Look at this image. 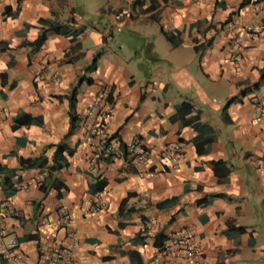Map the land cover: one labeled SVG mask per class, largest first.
<instances>
[{
	"label": "crops",
	"instance_id": "0c3cea01",
	"mask_svg": "<svg viewBox=\"0 0 264 264\" xmlns=\"http://www.w3.org/2000/svg\"><path fill=\"white\" fill-rule=\"evenodd\" d=\"M134 1L0 0V230L18 259L0 245V264H40L56 248L76 264H264V0ZM38 19L85 29L74 41L49 33L32 52L23 42ZM245 25L259 30L238 37ZM72 89L79 124L69 131ZM100 92L107 117L95 114L88 138L86 106ZM177 105L198 110L196 123L172 120ZM93 199L104 203L95 212ZM186 230L193 257L164 247Z\"/></svg>",
	"mask_w": 264,
	"mask_h": 264
},
{
	"label": "trees",
	"instance_id": "16d2710c",
	"mask_svg": "<svg viewBox=\"0 0 264 264\" xmlns=\"http://www.w3.org/2000/svg\"><path fill=\"white\" fill-rule=\"evenodd\" d=\"M138 0H135L134 2L136 3ZM153 4L154 0H150ZM154 6V5H153ZM156 21V19H155ZM38 23L42 26L39 30V33L37 35V37L35 38V40H33L32 42H23V45L28 46L30 51H36L39 49V47L43 44V42L45 41L47 35L49 33H54V34H61L64 36H68L70 37L71 41H74L75 39H77V37L79 35L82 34V32L84 31L85 27L84 26H79L77 28H73L70 27L67 23H58L56 21H52L49 19H38ZM162 34L164 35V37L167 39V41L170 43V45L172 47L176 46L177 40L176 37L171 38V36L173 35V32H165L162 31ZM104 40V37H103ZM79 48V44L78 43H73L69 46L68 50L65 53H68V51H74L76 49ZM100 52H96L93 57L92 60L90 61V63L85 67V71L86 72H91L95 69V63H96V59L98 57ZM80 80H83V76L79 78ZM87 83L91 82V79L89 77L85 78ZM253 88H257L258 83H254ZM75 93H76V89H72L69 94L66 96L67 100H68V116H69V128L68 130H74L78 124H79V118L75 113ZM232 100V98L228 99L226 101V103H229ZM198 114L199 111L196 110L195 108H193L191 105H177L175 107V112L172 115L171 119L172 120H179V122L181 123V125H190V124H195L198 118ZM31 122L33 120H30ZM35 123H39L38 119L35 120ZM197 129L198 131H200L201 133H203V131L206 130V140H209L211 137V133H209L211 131V129L205 125L199 124L197 125ZM205 138V136L203 137ZM107 142V139H106ZM120 148L122 150V154L123 156L126 155V149H125V145L123 143H120ZM62 149H64L63 145L58 144L56 146V151L53 157V166L51 168L56 169V168H60L62 166V162L57 158L59 151H61ZM70 152V150H69ZM41 157H37V158H33V159H29L26 161L25 164H23L24 167H37L40 163ZM218 163H215V165ZM6 174L3 175L2 177V181H1V185L4 191H8L11 192L12 189V184H11V175L12 172L10 170H6L5 171ZM100 188V183L95 182L92 185V190H97ZM5 192V193H6ZM57 197L59 196V194L57 193L56 195ZM167 202V201H165ZM164 205V203H163ZM121 211V208L118 209V212ZM16 241V240H15ZM161 242V241H160Z\"/></svg>",
	"mask_w": 264,
	"mask_h": 264
},
{
	"label": "built area",
	"instance_id": "2783aa9c",
	"mask_svg": "<svg viewBox=\"0 0 264 264\" xmlns=\"http://www.w3.org/2000/svg\"><path fill=\"white\" fill-rule=\"evenodd\" d=\"M259 30V28L255 29L250 25H245L240 28L237 36H241L243 34H247L249 36H254V34ZM107 95L106 92H100L94 96L93 100L86 106L85 114H84V134L88 138L95 137V134L100 129V125L98 123L93 122V117L95 114L100 115L101 117H107V112L104 108H100L102 106V101L104 97ZM92 143V142H91ZM106 146V145H105ZM128 152L130 156L134 159L135 163H142L145 159L144 152L142 147L139 145L137 140H132L127 146ZM110 147H103L100 152V157L106 158L110 154ZM180 148L178 145L173 147V151H179ZM168 158L170 155H167ZM174 159V158H173ZM104 206L102 200L93 199L91 205V211L95 212L97 208H101ZM5 208V204L2 200H0V214L1 211ZM60 221L63 224H67L69 221V217L67 215L62 214L60 217ZM3 232L0 230V245H1V255L7 261H15L17 262V258L14 255V248L16 246V242L13 238H8L5 242L2 241ZM75 245V242H72L71 247ZM171 246H177L180 248L186 257H193L197 251L196 246L193 242L192 235L189 231H182L179 235L170 236L168 241L164 244L165 248H170ZM70 248V247H69ZM65 253L67 255L70 254L69 251L53 249L51 255L48 257L40 256L39 262L40 264H76L75 262H70L68 259L64 258Z\"/></svg>",
	"mask_w": 264,
	"mask_h": 264
},
{
	"label": "rangeland",
	"instance_id": "374dc122",
	"mask_svg": "<svg viewBox=\"0 0 264 264\" xmlns=\"http://www.w3.org/2000/svg\"><path fill=\"white\" fill-rule=\"evenodd\" d=\"M135 43L137 42V40L134 41Z\"/></svg>",
	"mask_w": 264,
	"mask_h": 264
}]
</instances>
